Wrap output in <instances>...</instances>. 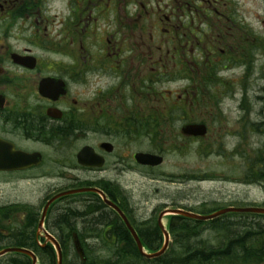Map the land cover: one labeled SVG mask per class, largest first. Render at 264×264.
Instances as JSON below:
<instances>
[{
	"label": "flooded vegetation",
	"instance_id": "af4514ba",
	"mask_svg": "<svg viewBox=\"0 0 264 264\" xmlns=\"http://www.w3.org/2000/svg\"><path fill=\"white\" fill-rule=\"evenodd\" d=\"M263 59L264 0H0V187L11 193L5 205L31 204L39 193L44 206L59 196L44 229L63 253L74 250L73 235L84 252L137 251L117 212L97 194L65 195L96 189L123 212L146 250L158 251L160 212L146 217L124 180L126 173L140 172L134 159L138 123L157 118L154 84L181 82L184 89L175 98L185 103L200 92L226 94L239 86L235 108L244 122L253 95L247 86L253 76L263 80ZM164 94L171 101L172 92ZM220 106L208 111L219 121ZM141 169L150 176L152 169ZM93 205L101 211L92 212ZM7 215L10 228L1 231L7 246L20 241L38 253V264H55L39 256L53 249L38 234L40 214H15L17 225L10 209ZM68 216L74 227L58 224ZM91 219L93 229L87 226ZM162 221L170 249L173 228L169 218Z\"/></svg>",
	"mask_w": 264,
	"mask_h": 264
},
{
	"label": "rangeland",
	"instance_id": "374dc122",
	"mask_svg": "<svg viewBox=\"0 0 264 264\" xmlns=\"http://www.w3.org/2000/svg\"><path fill=\"white\" fill-rule=\"evenodd\" d=\"M253 4L260 5L255 2ZM258 62L259 60L254 63V66ZM261 66L264 67V59L259 63V68ZM255 78L253 76L252 84L247 86L253 93L250 95L252 98L251 117L246 119L251 124H258L264 120V110L262 109L264 78L263 80L259 78L257 82ZM155 87L159 89L160 93L167 90L177 95L182 92L184 86L177 82L160 84ZM240 91L239 86L235 87L234 96L231 94L222 95L219 91L222 95L221 101L224 100L223 120L219 121L213 117V114L208 113L209 102L204 103L206 107H202L203 109L193 108V118H189L188 122L203 121L208 127L207 138L201 139V141L185 139L181 138L177 131L175 137L165 143L166 151H164L162 166L153 170L150 176H147L143 169H140V172L136 174H125L126 190L134 203L141 206L140 211L147 213L146 217L154 209L158 213L159 210L163 209L161 206L164 204L178 206L177 204L180 203L182 208L185 207L201 215L230 206H262L264 204V189L256 184L244 183L242 178L246 166L245 159L249 157L248 160L252 161L254 153L264 142V136L254 134L249 126H246V121L238 122L239 112L235 105L239 99ZM219 93L217 91L216 95L218 96ZM254 95L257 96V99ZM138 103L143 106L140 96ZM173 107L175 106L173 105ZM184 122L178 121L175 129H179L182 124H188V122ZM241 134L243 135L242 138H240ZM147 141L136 139V152L150 151ZM152 143L154 145V142ZM173 145L181 148V151L178 152L175 148H171ZM22 192L29 195V189H22ZM10 195L8 187H0V205H4ZM39 199V193L35 194V198L31 197L32 207L41 208L42 204ZM238 222L248 226L256 223L264 227V218L238 214L223 216L215 225L220 227L222 224ZM15 224H17L16 219H14ZM203 224L200 226L201 229L210 228L209 224ZM232 227L234 228V226ZM3 228H7L6 222L0 221V230H4ZM9 228L10 225H8V230ZM217 239L219 240L217 234L209 230L202 231L199 237V240L210 241L214 245L217 244L215 242V240L218 241ZM91 254L94 257H99L109 253L92 252ZM13 258L16 256L7 255L3 257V261ZM131 264H133L132 261Z\"/></svg>",
	"mask_w": 264,
	"mask_h": 264
},
{
	"label": "trees",
	"instance_id": "16d2710c",
	"mask_svg": "<svg viewBox=\"0 0 264 264\" xmlns=\"http://www.w3.org/2000/svg\"><path fill=\"white\" fill-rule=\"evenodd\" d=\"M246 93V90L245 92ZM246 100H247V96ZM173 105L176 107H173ZM212 105H216L213 100ZM156 107L159 111L156 112L158 118L141 120L136 128L137 136L139 139L144 140V137L148 141H151V149L153 152L161 153L166 151L165 143L168 140L175 137L177 129L175 125L177 118L185 117L187 114L182 106H176L174 103L168 101H159ZM167 108V109H166ZM253 131L257 134L264 136V123L254 125ZM171 136V137H170ZM179 138V137H178ZM177 138V139H178ZM177 141V140H176ZM154 142V145L153 143ZM171 148H177L173 145ZM246 160V166L243 170L242 178L244 183L256 184L264 187V142L261 147L254 153L252 161ZM264 207V205L262 206ZM7 208H0V221H5ZM20 209L22 211H28L29 214H34L35 211L31 207L24 206H11L13 215ZM25 209V210H24ZM256 217L264 218L261 215H253ZM27 222L32 226V217ZM36 221V220H35ZM67 221V220H66ZM218 220L206 222L210 225L209 229H201L200 226L204 225L201 222L191 221L183 219L181 217L171 218V225L173 228L174 249H172L167 255L163 256V260H189L191 264H202L204 261L209 260H225L236 263L228 264H240L242 261L251 260H264V227L254 223L253 225H246L241 222L222 224L220 227L216 226ZM71 220L67 222V225L61 226L74 227ZM186 226H185V224ZM183 225V230L181 226ZM35 226V225H34ZM33 226V227H34ZM234 226V228L232 227ZM211 231L217 234L219 240L214 243L210 241H201L199 237L202 231ZM3 243V244H1ZM5 237L0 232V249L2 245H5ZM13 247H24L20 241ZM109 253L94 257L93 255L88 258V264H151V261L144 260L140 257L137 251L128 252H100ZM43 259L53 261V252H42ZM16 258L9 259L5 264H25L23 261L28 260L21 255H14ZM109 258V259H105ZM66 260L68 264H79L72 260V256L66 252ZM0 259V264H3ZM195 261L196 263H193Z\"/></svg>",
	"mask_w": 264,
	"mask_h": 264
},
{
	"label": "water",
	"instance_id": "95a60500",
	"mask_svg": "<svg viewBox=\"0 0 264 264\" xmlns=\"http://www.w3.org/2000/svg\"><path fill=\"white\" fill-rule=\"evenodd\" d=\"M182 133L186 136H192V137H203L206 135V128L203 125H186L181 129ZM136 163L141 165V166H149V167H157L160 166L162 164V157L156 156V155H150V154H144V153H138L136 154ZM81 191H91V192H96L97 194H99L102 199L105 201L106 204H108L109 206H111L105 199L104 195H102L100 192L95 191V190H81ZM81 191H77V192H81ZM52 202V201H51ZM49 202L42 213V217L41 220L39 222L38 228L42 230V225H43V220L45 218V214L47 211V208L49 206V204L51 203ZM227 213H250V214H258V215H264V209L263 208H227V209H223L220 210L216 213H213L211 215H207V216H201V215H196V214H192L186 211H182V210H170V211H166L164 213H162L159 217V227L161 228L162 232H163V236H164V244L163 247L160 251L153 253V254H147L144 252L143 247L141 245V243L139 242L137 236L135 235V233L133 232V230L130 228L127 220L125 219V217L123 216V214L118 211V214L120 215V217L122 218V220L124 221L126 227L129 229L134 241L136 242L137 248H138V252L139 254L145 258V259H154V258H158L160 256H162L167 248L168 245V235L167 233L163 230L161 224H160V218L162 217L163 214H169V215H173V216H181L190 220H194V221H200V222H206V221H210L213 219H216L224 214ZM57 249V258H58V263L60 264L61 262V255L59 252L58 247H56ZM75 251L78 254V256L80 257V259L82 260V262L85 261V257L84 254L79 246V244L77 242H75ZM7 253H18V254H22V255H26L28 257H30L33 262L35 261V257L33 256V254L29 251L23 250V249H6L0 252V257L7 254Z\"/></svg>",
	"mask_w": 264,
	"mask_h": 264
},
{
	"label": "bare ground",
	"instance_id": "6f19581e",
	"mask_svg": "<svg viewBox=\"0 0 264 264\" xmlns=\"http://www.w3.org/2000/svg\"><path fill=\"white\" fill-rule=\"evenodd\" d=\"M220 97H221V96H220ZM218 102L221 104V106H220V111L223 112V104H224V100L221 101V99L219 98ZM259 186H260L261 188L264 189L263 186H261V185H259ZM92 208H93V209H91L92 212H93V211H96V210H97V211H101L100 207H98V206H96V205H93ZM66 219H67V221H66ZM66 219L63 218V217H61V219H58L57 222H58V224H60V225H62V224L67 225V222H70V221L72 220V217L68 216ZM93 225L96 226V223L94 222L93 219H91V220H89V221L87 222V226H88L89 228L93 229ZM217 260H218L220 263H222V264H225V263H226L225 260H221V259H217ZM190 264H191V263H190Z\"/></svg>",
	"mask_w": 264,
	"mask_h": 264
}]
</instances>
